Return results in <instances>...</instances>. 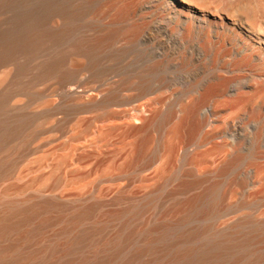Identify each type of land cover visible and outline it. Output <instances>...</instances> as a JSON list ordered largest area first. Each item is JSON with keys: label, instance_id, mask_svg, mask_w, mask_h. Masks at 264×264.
<instances>
[{"label": "bare ground", "instance_id": "bare-ground-1", "mask_svg": "<svg viewBox=\"0 0 264 264\" xmlns=\"http://www.w3.org/2000/svg\"><path fill=\"white\" fill-rule=\"evenodd\" d=\"M9 1L0 0V14ZM116 1L109 0L114 7ZM248 1H147L172 33L195 41L198 51L213 56L227 74L219 85L201 91L192 105L195 131L204 128L208 119L198 121V114L218 113L216 100L229 95L233 98L224 102L233 99L237 103L233 118L242 122L233 126L245 132L254 128L257 140L264 134V23ZM91 10L89 6L69 11L58 5L50 15L35 19L29 32L0 30V67L16 65L12 76L8 71L0 78V264H264V218L250 213L233 216L236 207L226 202L227 194L222 191L228 176L233 177L230 183L237 181L234 173L244 164L247 170L253 168L260 157L256 149L245 155L235 151L230 159L208 168V174H215L210 184L195 173L172 177L160 171L148 179L149 188L141 198L119 210L110 209V201L101 197L60 191L64 177L50 183L48 177H29L22 169L44 122L35 111L14 102V96L55 76L68 92L82 91L74 84V69L66 67L70 53L89 54L97 64L121 39L123 15L105 23L98 38L80 37V17ZM55 12L65 15L66 21L50 28L45 20ZM33 69L35 75L27 80ZM152 91L147 81L135 93L134 118L140 124L130 118L126 121L135 133L154 123L148 113L156 110L143 101ZM99 94L91 95L92 100ZM116 98L117 94H110L105 101ZM204 133V140L218 134ZM138 151L144 153V147ZM150 165L152 160L144 167ZM245 206L241 202L237 208Z\"/></svg>", "mask_w": 264, "mask_h": 264}, {"label": "rangeland", "instance_id": "rangeland-1", "mask_svg": "<svg viewBox=\"0 0 264 264\" xmlns=\"http://www.w3.org/2000/svg\"><path fill=\"white\" fill-rule=\"evenodd\" d=\"M147 1L117 0L115 7L109 0L7 2L0 14V22L3 21L0 30L15 29L18 34L29 32L35 19L50 15L58 5L69 11L92 8L89 14L80 17L82 26L78 33L91 40L102 34L105 23L119 15L124 19L120 41L103 53L97 64L89 54L70 53L66 67L74 69V84L82 91L68 92L55 76L14 96V102L35 111L44 122L33 142L34 150L23 162L22 169L29 177L39 180L48 177L50 183L64 177L60 191L90 199L101 197L110 201V209L119 210L141 198L149 188L148 179L160 171L172 177L195 173L205 176L210 184L215 174H208V168L214 169L236 152L245 155L256 149L260 157L251 165L254 170H247L244 164L241 171L234 173L237 181L230 183L233 177L228 176L222 191L227 194L226 202L236 207L233 216L250 213L255 218H264V134L257 140L254 128L245 132L242 127L233 126L238 106L233 105V99L231 105L224 102L233 98L229 95L216 100L214 106L218 113L208 116L206 111H201L197 119L208 117L207 123L204 128L194 130L192 105L201 91L219 85L227 74L220 70L221 64L213 56L198 51L195 41L179 39L178 33H172L167 22ZM248 3L256 18L264 23V0ZM45 21L48 27L59 28L66 17L55 12ZM76 40L77 36L73 38L74 42ZM15 68L14 63L0 67V78L8 71L12 76ZM35 73L36 69L30 70L27 80ZM147 81L153 91L143 101H149L147 104L155 108L156 113H148L154 123L135 133L126 121L130 118L140 124L134 118V99L139 86ZM97 92L100 94L94 101L91 95ZM110 94H117V98L108 103L105 98ZM241 123L234 124L241 126ZM206 131L218 134L204 140ZM76 134L80 136L74 138ZM141 147L144 153L138 151ZM151 160L152 165L144 167ZM120 196L123 200L115 202ZM241 202L246 206L238 210ZM134 246L135 243L128 249Z\"/></svg>", "mask_w": 264, "mask_h": 264}]
</instances>
